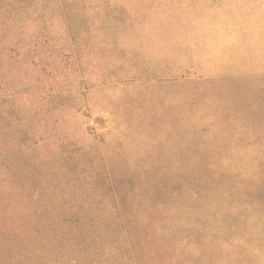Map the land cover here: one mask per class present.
Instances as JSON below:
<instances>
[{"label":"rangeland","instance_id":"374dc122","mask_svg":"<svg viewBox=\"0 0 264 264\" xmlns=\"http://www.w3.org/2000/svg\"><path fill=\"white\" fill-rule=\"evenodd\" d=\"M47 264H264V0H0V206Z\"/></svg>","mask_w":264,"mask_h":264},{"label":"trees","instance_id":"16d2710c","mask_svg":"<svg viewBox=\"0 0 264 264\" xmlns=\"http://www.w3.org/2000/svg\"><path fill=\"white\" fill-rule=\"evenodd\" d=\"M15 202L3 201L0 206V264H47V250L51 242L46 225L31 226L27 216H19L16 210H8L13 205L22 208L23 201L32 200L23 187Z\"/></svg>","mask_w":264,"mask_h":264}]
</instances>
